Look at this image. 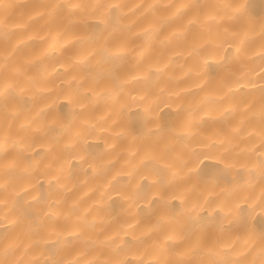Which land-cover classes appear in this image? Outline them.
<instances>
[{
  "label": "clouds",
  "instance_id": "obj_1",
  "mask_svg": "<svg viewBox=\"0 0 264 264\" xmlns=\"http://www.w3.org/2000/svg\"><path fill=\"white\" fill-rule=\"evenodd\" d=\"M0 264H264V0H0Z\"/></svg>",
  "mask_w": 264,
  "mask_h": 264
}]
</instances>
